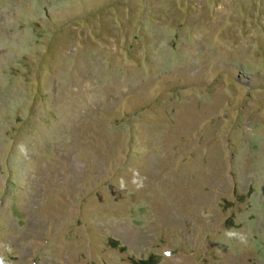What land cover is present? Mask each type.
Returning a JSON list of instances; mask_svg holds the SVG:
<instances>
[{
  "label": "rangeland",
  "instance_id": "1",
  "mask_svg": "<svg viewBox=\"0 0 264 264\" xmlns=\"http://www.w3.org/2000/svg\"><path fill=\"white\" fill-rule=\"evenodd\" d=\"M149 259L264 264V0H0V264Z\"/></svg>",
  "mask_w": 264,
  "mask_h": 264
},
{
  "label": "trees",
  "instance_id": "2",
  "mask_svg": "<svg viewBox=\"0 0 264 264\" xmlns=\"http://www.w3.org/2000/svg\"><path fill=\"white\" fill-rule=\"evenodd\" d=\"M152 259L146 260V261H140L139 264H149Z\"/></svg>",
  "mask_w": 264,
  "mask_h": 264
},
{
  "label": "clouds",
  "instance_id": "3",
  "mask_svg": "<svg viewBox=\"0 0 264 264\" xmlns=\"http://www.w3.org/2000/svg\"><path fill=\"white\" fill-rule=\"evenodd\" d=\"M121 188H123V184H121Z\"/></svg>",
  "mask_w": 264,
  "mask_h": 264
}]
</instances>
